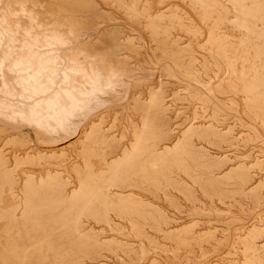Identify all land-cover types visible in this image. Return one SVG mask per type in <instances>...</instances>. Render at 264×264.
Segmentation results:
<instances>
[{
    "label": "rangeland",
    "instance_id": "obj_1",
    "mask_svg": "<svg viewBox=\"0 0 264 264\" xmlns=\"http://www.w3.org/2000/svg\"><path fill=\"white\" fill-rule=\"evenodd\" d=\"M0 264H264V0H0Z\"/></svg>",
    "mask_w": 264,
    "mask_h": 264
},
{
    "label": "bare ground",
    "instance_id": "obj_2",
    "mask_svg": "<svg viewBox=\"0 0 264 264\" xmlns=\"http://www.w3.org/2000/svg\"><path fill=\"white\" fill-rule=\"evenodd\" d=\"M58 109H60V108H58ZM59 111V110H58ZM62 115H63V113H62ZM65 117V116H64Z\"/></svg>",
    "mask_w": 264,
    "mask_h": 264
}]
</instances>
